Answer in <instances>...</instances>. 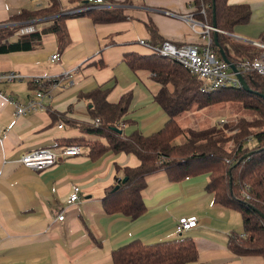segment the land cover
Listing matches in <instances>:
<instances>
[{
	"label": "crops",
	"instance_id": "1",
	"mask_svg": "<svg viewBox=\"0 0 264 264\" xmlns=\"http://www.w3.org/2000/svg\"><path fill=\"white\" fill-rule=\"evenodd\" d=\"M58 2L62 14H69L63 20L65 44L60 45L56 34L48 30L54 17L47 16L27 22L35 32L15 33L8 39L10 43L30 40V49L0 54V73L15 71L23 76L20 81L0 84V264H112L111 253L130 241L154 244L179 237L193 239L196 246L197 260L186 264H264L262 256L235 255L228 250L229 235L242 232L241 217L214 204L206 190L207 173L175 182L163 170L151 173L141 191L146 211L140 217L132 220L121 213L105 214L101 204L105 190L123 177L124 168L136 167L139 161L132 154L112 151L91 159L86 143L105 140L69 123L92 124L90 101L79 95L103 87L110 88L106 100L111 104L123 95L130 97L120 120L123 134L149 135L159 130L168 118L154 99L160 85L149 71L130 69L124 57L153 54L140 40L150 46L162 41L202 43L203 37L183 19L191 15L195 29L202 30L193 0H102L93 4L121 10L124 18L109 23L70 15L78 12L75 8L81 0ZM228 3L246 4L251 11L248 23L235 26L230 37L258 41L264 31V0ZM47 6L49 0H0V26L12 24L9 18L21 10ZM148 24L156 34H151ZM35 35L40 37L33 39ZM54 54L59 55L57 60L52 59ZM33 77L58 80L60 85L51 88L45 82L40 88L31 81ZM39 90L40 98L35 97ZM9 98L20 104L33 98L36 109L16 115ZM66 146H77L79 153L46 169L34 171L18 162L27 152L47 148L58 153ZM75 186L80 189L79 199L68 203ZM181 217H194L197 226L178 235L175 225Z\"/></svg>",
	"mask_w": 264,
	"mask_h": 264
},
{
	"label": "trees",
	"instance_id": "2",
	"mask_svg": "<svg viewBox=\"0 0 264 264\" xmlns=\"http://www.w3.org/2000/svg\"><path fill=\"white\" fill-rule=\"evenodd\" d=\"M81 0L73 16H86L94 23H109L122 20L124 16L118 8H95V5ZM124 0L123 3H128ZM195 15L204 21L200 10L205 13V21L212 25V16L218 32L216 43L212 38V49L221 58L222 53L231 63L244 59H254L258 48L251 43L230 37L237 25L247 24L250 8L246 4H229L228 0H193ZM64 11L58 0H49V6L36 11L21 10L11 16L8 23L0 26V54L28 50L30 40L8 42L20 23L55 16L49 31L56 34L60 45L65 44L67 34L63 25ZM62 14V15H60ZM59 15V16H56ZM151 34H156L152 24L147 26ZM40 35L32 38L38 39ZM30 39V38H29ZM258 41L264 43V31ZM130 69L147 70L160 85L155 101L167 115L163 126L149 134L133 132L125 135L113 130H121L120 120L127 111L130 97L121 96L117 103L106 100L110 88L98 87L80 98L88 99L92 124L69 121L81 131L103 138L87 142L88 156L96 159L112 151L134 155L139 163L133 168H124L121 183L118 178L114 186L107 188L101 199L103 212L107 215L121 213L134 220L145 211L141 191L146 186V177L159 170L166 172L168 180L175 182L186 177L208 174L206 190L213 195L214 204L231 209L240 214L242 232L232 233L227 240V248L235 255H259L264 258V76L255 72H241L249 91L241 86H224L208 92L201 91L200 81L191 75L177 61L153 53L149 56L130 54L124 57ZM168 86L172 87L169 92ZM231 102L238 103L253 115L248 120L240 117L227 122L222 127L195 130L181 127L176 117L191 110L209 105ZM52 117L55 115L50 114ZM98 120L95 126L93 121ZM184 137L182 143L174 140ZM254 140L255 145L247 147L246 142ZM118 188L114 190L115 186ZM197 260V250L193 239L179 237L173 240L144 244L133 240L111 253L112 264H186Z\"/></svg>",
	"mask_w": 264,
	"mask_h": 264
},
{
	"label": "built area",
	"instance_id": "3",
	"mask_svg": "<svg viewBox=\"0 0 264 264\" xmlns=\"http://www.w3.org/2000/svg\"><path fill=\"white\" fill-rule=\"evenodd\" d=\"M90 4H101L102 0H87ZM87 7L78 9L79 11H84ZM200 13L203 15L204 21H201L202 30L198 32L195 27L197 23L192 19L191 15L185 16L183 19L188 22L191 30L195 33L200 34L203 37L202 43H187L176 45L169 41H162L158 46H150L146 41L140 40L139 43L148 46L153 53L158 54L162 57L169 58L171 60L177 61L183 68H185L191 75L196 77L200 81L201 91L208 92L212 90H217L224 86L239 87L240 83L236 78L235 74L230 70L229 64L226 63L222 58L215 55L211 45L212 38L210 36V31H213L211 25L207 24L205 21L204 10L201 9ZM218 32L225 33L217 29ZM35 32V27L31 23H24L19 26L16 31L17 35H27ZM231 36V34H229ZM254 46L258 48L257 56L250 60L244 59L236 64L239 72H255L259 76H264V43L260 41L251 42ZM53 60L59 58L58 54L51 56ZM69 77V76H67ZM23 76L15 71H10L7 73H0V84L11 83L15 81H20ZM31 81L40 88L45 86V82H49L51 88L58 87L60 85L58 80H50L47 78L33 77ZM70 82H66L68 86ZM42 92L39 90L35 93V97L40 98ZM15 107L16 115H25L36 109L37 101L33 98L28 99L23 104L15 102L12 98H9ZM95 126L99 125V121H93ZM225 123L224 119L219 120V125ZM120 123V127H121ZM62 125L59 124L58 127ZM79 153V148L77 146H66L62 148L58 153L52 152L47 148L38 149L35 151L27 152L22 154L18 162L26 168L34 171H39L46 169L56 162L60 161L66 156H74ZM80 191L78 186H75L70 194L67 202L73 203L79 199L78 192ZM63 215L58 216L59 220H62ZM197 226V221L194 217H181L177 220L175 225V231L178 235ZM242 236V235H240Z\"/></svg>",
	"mask_w": 264,
	"mask_h": 264
},
{
	"label": "rangeland",
	"instance_id": "4",
	"mask_svg": "<svg viewBox=\"0 0 264 264\" xmlns=\"http://www.w3.org/2000/svg\"><path fill=\"white\" fill-rule=\"evenodd\" d=\"M240 117L250 120L253 118V115L246 109H243L238 103L223 102L201 109L192 107L190 111L178 115L176 120L181 127L203 130L210 129L213 126L222 127L227 122L235 121ZM220 118L224 119L225 123L219 125ZM183 141V136L174 140L176 144L182 143ZM254 145L255 141L253 139L246 142L247 147Z\"/></svg>",
	"mask_w": 264,
	"mask_h": 264
},
{
	"label": "water",
	"instance_id": "5",
	"mask_svg": "<svg viewBox=\"0 0 264 264\" xmlns=\"http://www.w3.org/2000/svg\"><path fill=\"white\" fill-rule=\"evenodd\" d=\"M87 3V1H84ZM62 15V14H60ZM56 16H59V15H56ZM51 17H55V16H51ZM22 24V23H20ZM7 25H12V24H6ZM212 29H213V40L214 42L216 43V37H217V28H216V24H215V20H214V15L212 16V25H211ZM250 42V41H248ZM251 43V42H250ZM221 54V58L229 64V67H230V70L235 74L236 78L238 79L239 83H240V86L246 90V91H249L248 87L246 86L244 80H243V77H242V74L241 72H239V70L237 69V67L231 63L222 53ZM113 130L117 131L118 133H121V130H118L116 128H113ZM126 181V177L122 178L121 179V183H124ZM118 188V185L115 186L114 190Z\"/></svg>",
	"mask_w": 264,
	"mask_h": 264
}]
</instances>
